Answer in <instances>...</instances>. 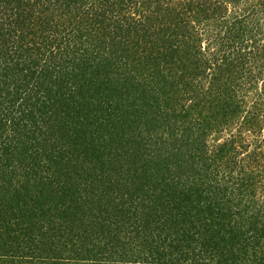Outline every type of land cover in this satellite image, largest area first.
Masks as SVG:
<instances>
[{
	"label": "trees",
	"instance_id": "1",
	"mask_svg": "<svg viewBox=\"0 0 264 264\" xmlns=\"http://www.w3.org/2000/svg\"><path fill=\"white\" fill-rule=\"evenodd\" d=\"M0 264H264V0H0Z\"/></svg>",
	"mask_w": 264,
	"mask_h": 264
}]
</instances>
